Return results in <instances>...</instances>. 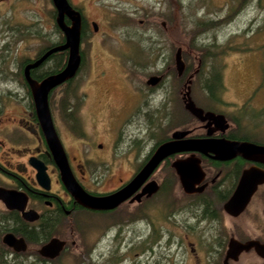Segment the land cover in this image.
<instances>
[{
  "label": "flooded vegetation",
  "instance_id": "flooded-vegetation-1",
  "mask_svg": "<svg viewBox=\"0 0 264 264\" xmlns=\"http://www.w3.org/2000/svg\"><path fill=\"white\" fill-rule=\"evenodd\" d=\"M2 2L3 0H0V3ZM68 2L81 13L82 39L84 28L87 26L86 17L72 3V0ZM53 17L54 26L59 31L57 40H52L50 43L45 41L36 54L25 57L20 62L16 61L15 68L0 69V82L6 87H9L7 84H13L15 88L22 90V93H19L9 89L6 93L7 96L14 98L17 108L6 111L2 107L0 110V264H64L65 260L80 261L79 264H112L115 256L119 254L124 256L123 249L127 248V244L133 240L140 245L134 258L140 264L144 261L145 252L153 256L158 247L156 241L160 238L155 237L156 231L151 241L146 243L144 229L141 227L130 238L124 237L127 229L117 230L115 235H111L112 229L115 226L136 228L144 218L154 216L151 210L146 211L145 208L152 206L149 202H152L161 191H169L163 196V200L168 198L174 204L169 214L165 215L167 220L164 222H168L173 228L167 231H172L176 236L178 234L176 229L182 230V235L179 236L183 248L187 250L186 264L189 262L190 264H244L248 260L254 264H264V260L253 249L241 253L236 260L226 259L231 241L257 242L264 245V157L248 156L237 150L233 152L231 158L229 157L232 144L235 143L246 142L264 147V121H258L250 116L242 119L241 117L247 111L242 105L234 106L235 108L229 110L230 114H226L222 108L221 110L199 108L192 99L193 74L185 71L186 64L183 62L181 49L175 51L174 65L167 66L165 69V74H173V78L178 81V84L174 83L175 93L178 95L177 101L183 108L179 109L183 111V114L179 116L181 118L179 123L176 120L175 124L169 127V133L162 139H156L158 136L153 135L156 141L149 148L147 144L152 135L145 138L138 133L136 135L132 133L129 136L132 137L130 141L127 140V144L123 146L97 143L96 158L89 161L87 168L83 159L76 155L72 156L67 151L58 123L60 120L65 130L72 136L79 140L84 138L79 135L82 125L78 119L79 114L77 115V110L79 111L77 108L80 107L78 100L81 105L84 97L81 99L80 96L76 97L79 75L84 63L80 41L81 61L77 72L72 78L53 88L48 96L52 123L66 155L70 172L86 194L105 197L127 186L145 168L157 149L164 143L176 142L175 147L178 149L185 147V141L194 139L213 142L221 140L226 143H219L218 146L208 145L203 152L185 149L165 157L126 201L111 210L88 209L79 204L67 191L41 129L28 80L29 77L31 81L40 84L48 77L60 73L67 64L68 50L47 55L52 49L62 45L65 39L63 30L55 21V8ZM65 22L70 24L67 17ZM92 26L93 30L97 31L98 25L95 21H92ZM44 39L49 38L44 37ZM178 50L181 52L180 57L183 62L181 70L176 65ZM44 56L46 57L42 59ZM5 58L0 57V60ZM114 70L116 84L123 85V93L130 101L128 108L122 107L116 114H108L110 120L115 119L118 123L120 120H126L123 126L121 122L120 126H113L108 130L116 134V139L119 128L123 133L125 125L129 124L125 127L126 130L134 117L137 120L146 117L148 120L152 115L151 112L159 113L160 107L152 111L146 107L154 103L152 95L156 94L165 74L157 75L160 77L159 81L155 85H149L148 79L156 74L143 79L137 71L139 75L137 79L141 81L134 78L132 81L131 74L134 73L135 68L129 70L127 66H117ZM263 73L261 71L260 76ZM105 75V72L101 71L96 78L97 81L102 80ZM215 82L212 81L210 84L211 96H213L212 91L218 89V84ZM262 90H264V83L258 81L253 95H259ZM57 91L60 93L62 91L60 97L54 96ZM164 104H171L170 98H165L162 102V105ZM193 106L200 109L202 113L194 114L191 110ZM261 109H264V105ZM176 117L175 115L174 118ZM243 123H248V126L252 124L250 131L243 130ZM260 124L262 126L258 128ZM160 127V121L159 124L156 122L153 128L149 126L152 128L151 131L153 129L159 131ZM177 135L179 136L176 137ZM216 151L218 154L215 153ZM193 158L198 160L203 176L201 182L191 188L195 192L188 193L184 190L177 168L187 170ZM189 160H191L190 163L187 162ZM124 168L128 171L125 179L118 177L115 186L107 190L101 189L109 176H114L112 170ZM40 172L45 173L46 178L39 181L37 175ZM89 177L97 187L99 186L98 188H91ZM232 198L235 200V208L229 210L228 204L230 205ZM182 199H186L188 203L202 202L203 209L194 212L188 210V215L191 214L193 221L207 223L211 228H216L217 225L219 235L213 237V243L208 245L211 248L210 252L206 246H201L200 235L190 224L186 230L180 226L185 219H178L175 203ZM241 201L245 204H240ZM85 231L91 234L87 243L89 249L87 252L79 253L78 237L80 238L81 233ZM54 239L60 241L62 245L57 254L52 256L53 250L45 249V247ZM145 247L148 251H145ZM106 248L108 249L105 250ZM123 259L130 258L125 256Z\"/></svg>",
  "mask_w": 264,
  "mask_h": 264
},
{
  "label": "rangeland",
  "instance_id": "rangeland-1",
  "mask_svg": "<svg viewBox=\"0 0 264 264\" xmlns=\"http://www.w3.org/2000/svg\"><path fill=\"white\" fill-rule=\"evenodd\" d=\"M239 2L240 0H72L86 17L87 26L81 39L84 63L76 96H80V99L84 97L81 105L78 100L80 107L77 108L82 125L79 135L84 138L79 140L72 136L58 120L64 145L70 155L83 159L88 168L89 161L96 158L97 143L123 146L127 144V140L130 141L132 133H138L145 138L152 135L147 144L149 148L156 141L153 135L158 136L156 139L164 138L169 133V127L176 120L179 123V116L183 114L175 93L178 81L173 78V74H165L166 67L174 65L176 49L182 50L185 71L193 74L192 99L199 108H222L226 114H230L229 110L234 106L242 105L247 109L242 119L250 116L264 121V109H261L264 105V90L257 96L253 95L256 83H264V73L261 76L259 74L264 72V0ZM53 12L50 0H3L0 3V53H4L0 57H6L0 60V69L15 68L16 61L20 62L25 57L36 54L45 41L50 43L59 38ZM92 21L97 23V31L93 30ZM117 66H127L129 70L135 68L131 74L132 81L139 75L143 79L153 74L165 76L156 94L152 95L154 103L146 107L151 111L160 107L159 113L151 112L148 120L146 117L138 120L134 117L126 130L125 127L129 124L125 125L123 133L119 128L115 139L116 134L108 130L113 126H120L121 122L123 126L126 120L118 123L115 119L110 120L108 114H116L122 107L128 108L130 105L128 97L123 93V85L116 84L114 67ZM101 71L106 75L97 81ZM212 81L218 84V89L212 91L213 96L209 90ZM7 86L9 87L0 82V110L3 107V110L9 111L18 106H15L13 97L7 96V91L11 89L22 93V90L15 88L13 84ZM59 93L57 91L54 96L60 97L62 91ZM165 98H170L171 104L162 105ZM57 108L59 106L55 109ZM159 121V131H151ZM249 125L243 123V130L250 131L252 124ZM261 126L262 124L258 125V128ZM127 173L125 168L112 170L114 176L110 175L101 189L112 188L116 185V178L125 179ZM89 185L92 189L99 187L91 177ZM168 193L169 191H161L155 201L149 202L152 206L145 209L151 210L154 216L144 218L136 228L115 226L112 229L111 235H115L117 230L127 229L124 237L130 238L141 227L144 229L146 243L156 231L155 237L160 238L156 241L158 247L153 256L145 252L144 261L140 264H186L187 250L183 248L179 236L182 235V230L177 228L176 236L172 231H167L173 228L168 222H164L167 220L165 215L174 206L170 199L163 200V196ZM175 205L178 219H185L180 226L186 230L190 224L200 235L201 246H206L210 252L208 245L213 243V237L219 235L217 225L216 228H211L207 223H196L191 214L188 215V210L194 212L203 209L202 202L188 203L186 199H182ZM90 236L89 231H85L78 237L79 253L88 251ZM138 249L140 245L135 240L129 242L127 248L123 249L124 256H115L112 264H138L134 259ZM145 251H148L147 247ZM202 251L205 252L204 249ZM125 256L130 259H123ZM79 263L76 260L64 261V264ZM244 264L254 263L248 260Z\"/></svg>",
  "mask_w": 264,
  "mask_h": 264
},
{
  "label": "water",
  "instance_id": "water-1",
  "mask_svg": "<svg viewBox=\"0 0 264 264\" xmlns=\"http://www.w3.org/2000/svg\"><path fill=\"white\" fill-rule=\"evenodd\" d=\"M53 7L56 10L55 21L63 30L65 39L64 43L57 48L52 49L50 53L60 51V50H68V61L65 68L58 74L54 76H50L47 79L43 80L40 84H37L31 81L28 77V68H26V75L28 77L29 83L31 85V91L35 103L36 114L38 116V120L45 135L50 152L52 153L54 160L61 172L63 184L66 187L67 191L75 198V200L81 204L82 206L88 209L94 210H111L119 206L121 203L126 201L139 187L143 184V182L148 178L151 172L156 168V166L161 162L165 157L170 156L176 152L182 150H191L196 152H203V150L207 149L208 145L218 146L219 143H226L224 141L218 140L217 142L206 141V140H187L183 145L185 147L178 149L175 147L176 142H169L162 144L150 161L147 163L145 168L130 181V183L125 186L120 191L108 195L105 197H94L86 194L79 185L75 182L70 169L68 167V162L66 159V155L64 153L63 147L57 137L55 132L50 108L48 104V96L53 88L62 84L67 79L72 78L74 74L77 72L80 66V41H81V13L70 5L68 0H51ZM68 18L70 24H66L65 18ZM97 27L95 26V29ZM180 50H178L176 55V65L181 70L183 66V62L180 57ZM46 55V56H47ZM44 56L42 59H44ZM37 65V63H35ZM160 77L152 76L148 79L147 83L149 85H155L159 81ZM194 114H201L202 111L200 109H196L194 106L191 109ZM177 135L176 137H178ZM216 150V149H214ZM240 151L248 156H256L257 158L264 157V147L256 146L251 143H235L232 144V149L229 152V157L234 154V151ZM216 154L217 151L215 152ZM191 160L187 161L190 163ZM191 165L187 168V170H182L177 168V172L180 176L181 182L183 184L184 190L188 193L195 192L192 191V187L202 180V172L200 166L198 164V160L193 158ZM40 177V178H39ZM195 177V178H194ZM197 177V178H196ZM38 180L40 181L42 178H46L45 173L40 172L37 175ZM194 178V179H193ZM191 184V185H190ZM190 187V189H188ZM230 205L228 204V209L232 210L235 208V200H230ZM240 204H245L241 201ZM12 242V241H11ZM62 243L58 240H52L45 249H50L52 251V256H55L57 252L60 250ZM253 249L258 256H260L264 260V245H261L257 242H246L240 243L238 241H231L227 250L226 259H237L238 256L249 250Z\"/></svg>",
  "mask_w": 264,
  "mask_h": 264
},
{
  "label": "trees",
  "instance_id": "trees-1",
  "mask_svg": "<svg viewBox=\"0 0 264 264\" xmlns=\"http://www.w3.org/2000/svg\"><path fill=\"white\" fill-rule=\"evenodd\" d=\"M242 1H243V0H240L239 4H241V3H242Z\"/></svg>",
  "mask_w": 264,
  "mask_h": 264
}]
</instances>
